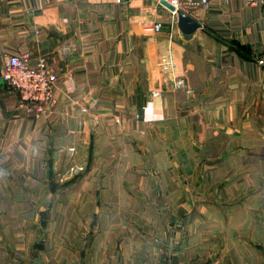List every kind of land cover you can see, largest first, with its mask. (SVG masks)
<instances>
[{
	"label": "crops",
	"instance_id": "crops-1",
	"mask_svg": "<svg viewBox=\"0 0 264 264\" xmlns=\"http://www.w3.org/2000/svg\"><path fill=\"white\" fill-rule=\"evenodd\" d=\"M193 18L0 0V73L30 51L59 78L38 119L0 78V264H264V0Z\"/></svg>",
	"mask_w": 264,
	"mask_h": 264
},
{
	"label": "built area",
	"instance_id": "built-area-1",
	"mask_svg": "<svg viewBox=\"0 0 264 264\" xmlns=\"http://www.w3.org/2000/svg\"><path fill=\"white\" fill-rule=\"evenodd\" d=\"M156 1L160 6H163L161 0ZM174 7L180 9L186 14L195 17L200 8L207 6L211 1L219 0H164ZM227 2L228 0H222ZM249 4L256 3L257 0H246ZM170 13L174 18L175 10ZM162 28L161 22L156 21L153 24V31H160ZM168 53L161 54L158 58V65L164 71L170 70L172 60ZM31 52L8 53L4 55L2 71L0 78L13 89L19 96L18 106L25 111L32 112L35 118H39L48 111L50 105L55 102L54 90L58 84L59 78L57 70L47 60L45 56H36L31 58ZM259 60V63H263ZM177 86L182 85L181 80H177ZM155 92V94H157Z\"/></svg>",
	"mask_w": 264,
	"mask_h": 264
},
{
	"label": "water",
	"instance_id": "water-1",
	"mask_svg": "<svg viewBox=\"0 0 264 264\" xmlns=\"http://www.w3.org/2000/svg\"><path fill=\"white\" fill-rule=\"evenodd\" d=\"M160 3L170 11L175 10L176 25L178 26L179 32L181 34V37H183V39L188 40V38H190L196 30L202 28V25H200L188 13L186 14L184 11L180 9H174L172 5H170L164 0H161Z\"/></svg>",
	"mask_w": 264,
	"mask_h": 264
},
{
	"label": "rangeland",
	"instance_id": "rangeland-1",
	"mask_svg": "<svg viewBox=\"0 0 264 264\" xmlns=\"http://www.w3.org/2000/svg\"><path fill=\"white\" fill-rule=\"evenodd\" d=\"M56 97V96H55Z\"/></svg>",
	"mask_w": 264,
	"mask_h": 264
}]
</instances>
